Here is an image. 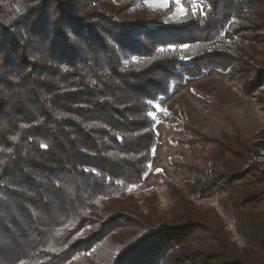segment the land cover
Listing matches in <instances>:
<instances>
[{
  "label": "trees",
  "instance_id": "trees-1",
  "mask_svg": "<svg viewBox=\"0 0 264 264\" xmlns=\"http://www.w3.org/2000/svg\"><path fill=\"white\" fill-rule=\"evenodd\" d=\"M123 1L114 12L111 0H0V264H105L99 249L128 214L120 196L152 163V104L172 82L235 66L215 43L242 0H202L203 19L184 1L185 14L168 24L145 18L149 0ZM127 8L135 19L122 20ZM246 170L242 200H230L238 232L264 250V165ZM140 231L109 261L264 264L242 260L200 220ZM197 235L213 248L192 249Z\"/></svg>",
  "mask_w": 264,
  "mask_h": 264
},
{
  "label": "rangeland",
  "instance_id": "rangeland-1",
  "mask_svg": "<svg viewBox=\"0 0 264 264\" xmlns=\"http://www.w3.org/2000/svg\"><path fill=\"white\" fill-rule=\"evenodd\" d=\"M184 1L204 18L208 9L202 0H149L145 18L168 24L185 14ZM111 2L117 6L114 12L129 4ZM242 2L239 18L230 21L215 43L223 59L235 64L232 71L211 70L200 78L172 82L169 95L152 104L156 134L152 163L144 181L120 196L128 214L125 221L116 219L114 239L100 247L97 255L103 263L115 264L108 259L111 254L118 256L120 246H133L143 224L161 220H200L227 238L242 260H264V250L238 232L236 204L230 200L239 190L236 186L244 185L246 169L264 165V0ZM131 10L123 11L122 20L137 17ZM234 150L238 154L228 153ZM234 160L238 163L233 169ZM232 170L239 174L235 179ZM240 200L235 193V201ZM193 240L192 249L213 248L198 235Z\"/></svg>",
  "mask_w": 264,
  "mask_h": 264
},
{
  "label": "snow or ice",
  "instance_id": "snow-or-ice-1",
  "mask_svg": "<svg viewBox=\"0 0 264 264\" xmlns=\"http://www.w3.org/2000/svg\"><path fill=\"white\" fill-rule=\"evenodd\" d=\"M184 47L187 48L188 46L185 45ZM150 115H151V113H150ZM41 147H47V146L46 145H41ZM93 171H95V170L93 169ZM157 171H160V170L158 169Z\"/></svg>",
  "mask_w": 264,
  "mask_h": 264
}]
</instances>
